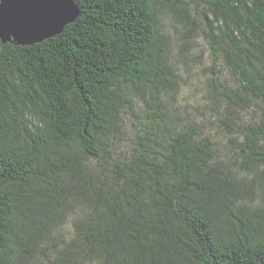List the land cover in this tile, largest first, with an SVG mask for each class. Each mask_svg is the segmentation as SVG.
<instances>
[{
	"label": "trees",
	"instance_id": "trees-1",
	"mask_svg": "<svg viewBox=\"0 0 264 264\" xmlns=\"http://www.w3.org/2000/svg\"><path fill=\"white\" fill-rule=\"evenodd\" d=\"M73 2L59 35L0 42V264H264V0Z\"/></svg>",
	"mask_w": 264,
	"mask_h": 264
},
{
	"label": "water",
	"instance_id": "water-1",
	"mask_svg": "<svg viewBox=\"0 0 264 264\" xmlns=\"http://www.w3.org/2000/svg\"><path fill=\"white\" fill-rule=\"evenodd\" d=\"M53 12L57 13L54 25L41 23ZM77 16L73 0L67 14L54 0H0V42L31 46L59 35Z\"/></svg>",
	"mask_w": 264,
	"mask_h": 264
},
{
	"label": "rangeland",
	"instance_id": "rangeland-1",
	"mask_svg": "<svg viewBox=\"0 0 264 264\" xmlns=\"http://www.w3.org/2000/svg\"><path fill=\"white\" fill-rule=\"evenodd\" d=\"M161 25H162V30L163 34L168 36L169 41H170V49H171V60L172 62L175 63L176 70H174V73L176 74L179 72L181 75L186 76V68L183 66L184 63L181 62V57L179 55V40H178V35L175 34L174 29H173V22L170 20L169 16H163L161 19ZM213 58L209 56L208 51H204L203 55L199 60H195L192 66V70L190 71V76L187 79H184L183 81H178L179 88L181 90L180 95H174L170 96L167 100L168 106H173L177 105L178 103H182L183 101L192 103L193 100L199 98V93L196 92L197 89L201 88H190V81H195L196 79H205V73L202 71V68L205 66H210L212 65ZM202 64V66H201ZM220 66H217V69H219ZM188 71V70H187ZM216 71V70H215ZM190 79V81H188ZM121 89L123 90V95L128 99L131 100L132 103H123V110L126 113V117L129 119L130 122H136L139 118L138 115L136 114L134 108H133V103H136L138 106H140L141 102L138 100L132 90V84L131 83H124L121 85ZM184 98V99H182ZM166 104V105H167ZM167 107V106H166ZM132 128V125L128 123V126L125 128L126 133L124 136H128L130 133V130ZM20 264V263H16ZM27 264H38L36 262V258L32 261H30Z\"/></svg>",
	"mask_w": 264,
	"mask_h": 264
},
{
	"label": "snow or ice",
	"instance_id": "snow-or-ice-1",
	"mask_svg": "<svg viewBox=\"0 0 264 264\" xmlns=\"http://www.w3.org/2000/svg\"><path fill=\"white\" fill-rule=\"evenodd\" d=\"M54 2L57 3L61 7L64 14H67L68 12H70L71 0H54ZM56 18H57V13L53 12L48 19L41 21V23L47 24V25H54L56 23Z\"/></svg>",
	"mask_w": 264,
	"mask_h": 264
}]
</instances>
